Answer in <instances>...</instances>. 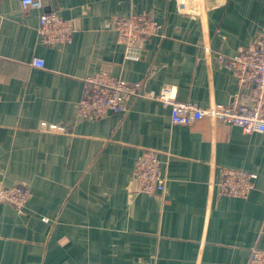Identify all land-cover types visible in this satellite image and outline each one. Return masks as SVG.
<instances>
[{"label":"crops","instance_id":"1","mask_svg":"<svg viewBox=\"0 0 264 264\" xmlns=\"http://www.w3.org/2000/svg\"><path fill=\"white\" fill-rule=\"evenodd\" d=\"M42 2L0 0V180L29 190L23 212L0 202V264H246L264 249V133L173 124L143 96L98 119L77 113L100 70L200 107L246 102L219 58L264 32V0ZM41 11L72 21L71 42L40 41ZM132 13L160 28L128 55L113 22ZM143 149L158 152L163 194L134 193ZM223 168L256 175L245 198L218 192Z\"/></svg>","mask_w":264,"mask_h":264},{"label":"built area","instance_id":"2","mask_svg":"<svg viewBox=\"0 0 264 264\" xmlns=\"http://www.w3.org/2000/svg\"><path fill=\"white\" fill-rule=\"evenodd\" d=\"M20 3L24 9L43 8L42 0H20ZM113 28L118 41L125 45L127 54L130 55L141 42L157 34L160 27L149 15L132 13L114 19ZM73 32L74 25L70 19H63L51 11L40 12L37 34L43 44H67L71 42ZM219 61L233 75L238 90H247L246 102H240L236 97L227 105L211 103L200 107L190 101L176 100L169 88L164 87L158 93L145 92L137 81H126L106 70H100L84 78L83 95L77 102V113L82 117L98 119L109 112H124L126 101L130 97L143 96L168 105L173 124L189 125L202 117H208L237 126L245 133H264V32L248 46L239 47L232 56L220 57ZM32 63L39 67L43 65L40 59H33ZM255 176L248 171L223 168L217 182L218 192L225 196L245 198L253 188ZM133 177L134 193L165 192L166 177L161 171L156 150L143 149L137 155ZM28 197L29 190L24 185L8 186L0 180V202L8 203L17 211L23 212ZM246 264H264V249L251 247Z\"/></svg>","mask_w":264,"mask_h":264}]
</instances>
